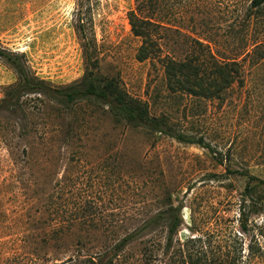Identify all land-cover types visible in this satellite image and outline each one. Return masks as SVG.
<instances>
[{
	"label": "rangeland",
	"instance_id": "obj_1",
	"mask_svg": "<svg viewBox=\"0 0 264 264\" xmlns=\"http://www.w3.org/2000/svg\"><path fill=\"white\" fill-rule=\"evenodd\" d=\"M252 1L164 0L161 17L173 29L164 41L175 53L184 54L191 37L220 61L239 64L225 95L208 102L165 98L159 66L136 60L141 42L127 20L135 0H82L91 8L101 72L220 155L114 124L92 100L66 116L57 103L28 97V138L0 112V264H100L98 254L103 264H167L171 207L181 209L175 249L193 239L189 248L208 257L221 252L228 264H247L249 247H264V184L247 180L264 181V8ZM77 2L0 0V50L21 55L54 86L80 79ZM16 80L0 58V99Z\"/></svg>",
	"mask_w": 264,
	"mask_h": 264
},
{
	"label": "trees",
	"instance_id": "obj_2",
	"mask_svg": "<svg viewBox=\"0 0 264 264\" xmlns=\"http://www.w3.org/2000/svg\"><path fill=\"white\" fill-rule=\"evenodd\" d=\"M76 7L74 29L84 66L80 79L66 85L54 86L35 76L26 67L21 55L0 50V58L10 65L17 75L16 82L4 89L3 97L0 99V112L19 121V137L28 138L30 133L31 123L28 113L30 108L28 107L31 105L25 100L28 97L33 98L30 100V102L34 101L33 104L39 98L57 103L66 116L76 105L92 100L102 106L103 112L114 124L142 131L154 141L166 137L178 143L199 146L208 150L211 155L219 156L217 149L212 147L204 137L188 135L177 130L168 114L153 115L147 103L130 97L101 72L90 5L88 3L87 8L84 9L82 0H78ZM163 8L164 0H135L134 8L127 13L130 31L141 42L136 53V60L140 63L148 62L153 69L159 66L161 83L163 82L166 92L162 96L165 98L208 102L220 100L235 82L239 64L234 61H220L209 46L191 37H187L182 42L185 53L181 55L175 53L173 45L170 47L164 41L163 33L173 29L168 27L161 17L164 12ZM251 8L261 10L264 8V0H253ZM174 32L182 34L178 30ZM150 74L151 72L148 73L147 88L152 82ZM247 180L264 184L263 180L252 176H248ZM180 210L179 207H171L168 212L173 214L167 213L171 219L165 244V251L170 253L167 264H228L221 252H210L212 254L208 257L200 248H189V244L194 243L193 239L177 249L174 248L173 236L181 224L177 216ZM240 215L242 216L243 213ZM148 227L147 223L139 230L122 238L114 246V252L123 250L129 243L146 232ZM249 248L247 264H255L258 258L264 259V247ZM101 256V254L96 256L100 264L102 263ZM92 259H89V264H97ZM110 262L111 259L108 264ZM233 263L236 264V261Z\"/></svg>",
	"mask_w": 264,
	"mask_h": 264
}]
</instances>
